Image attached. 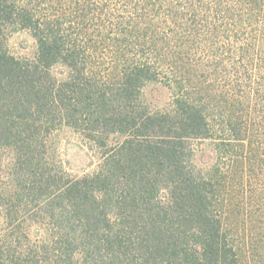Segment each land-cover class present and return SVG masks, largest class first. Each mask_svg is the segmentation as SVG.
Segmentation results:
<instances>
[{
  "label": "trees",
  "instance_id": "trees-1",
  "mask_svg": "<svg viewBox=\"0 0 264 264\" xmlns=\"http://www.w3.org/2000/svg\"><path fill=\"white\" fill-rule=\"evenodd\" d=\"M237 222L264 248V0H0V264H243Z\"/></svg>",
  "mask_w": 264,
  "mask_h": 264
},
{
  "label": "rangeland",
  "instance_id": "rangeland-1",
  "mask_svg": "<svg viewBox=\"0 0 264 264\" xmlns=\"http://www.w3.org/2000/svg\"><path fill=\"white\" fill-rule=\"evenodd\" d=\"M32 44L33 40L24 33L15 34L9 40L10 50L17 54L28 52L32 48ZM151 92L162 97H167L168 94L167 90L160 86L152 88ZM57 147L59 158L70 173L82 174L93 167L94 158L77 134L63 130L57 138ZM235 226L244 247L243 264H264V248L261 246L260 238L254 241L248 240L247 225L237 222Z\"/></svg>",
  "mask_w": 264,
  "mask_h": 264
}]
</instances>
